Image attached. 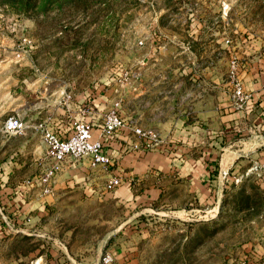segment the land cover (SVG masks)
Returning <instances> with one entry per match:
<instances>
[{
    "label": "rangeland",
    "instance_id": "obj_1",
    "mask_svg": "<svg viewBox=\"0 0 264 264\" xmlns=\"http://www.w3.org/2000/svg\"><path fill=\"white\" fill-rule=\"evenodd\" d=\"M195 34L200 37L196 42L179 43ZM225 38L230 39L226 46ZM140 39L147 44H139ZM208 41L216 48L210 58ZM188 45L193 53H184L182 64L187 69L194 66L199 77L207 76L209 66L217 69L218 113L244 121L254 103L239 105L233 98L229 62L236 60L235 77L243 88L264 99L260 89L264 72L257 71L256 89L244 84L252 67L264 65V0H0V153L12 138L35 132L9 134L2 129L4 121L19 115L29 124L36 122L25 118H35L39 104L47 107L54 90H64L62 97L66 92L87 94L104 108L101 113L104 105L121 97L124 121L139 125L137 118L144 112L133 108V87L136 82L144 86L145 79H125L124 72L151 68V61L159 62L154 58L160 56V46L178 51ZM152 52L157 56L145 61ZM176 60L174 64L179 63ZM186 74V83L192 82L190 73ZM62 97L58 105L63 108ZM244 124L231 127L232 154L242 155L228 164L225 173L209 172V179L215 180L213 193L201 203L194 201L187 186H172L176 169L136 177L131 183L133 194L127 196L117 195L126 181L123 176L112 190L105 189L106 183L102 187L74 182L67 188L53 186L52 194L38 191L40 195L34 196L50 195L40 209L41 218L28 221L19 232L17 221L8 215L11 206L0 203V264H106L107 253L112 257L107 264L260 262L264 256V168L259 167L261 156L253 157L252 151L264 140L251 137ZM120 132L133 138L128 128ZM164 141L158 135L144 155L166 152L167 157H175L176 149L166 148ZM60 174L56 177L60 182L68 178ZM147 185L163 187L164 195L155 201L140 196Z\"/></svg>",
    "mask_w": 264,
    "mask_h": 264
},
{
    "label": "crops",
    "instance_id": "obj_2",
    "mask_svg": "<svg viewBox=\"0 0 264 264\" xmlns=\"http://www.w3.org/2000/svg\"><path fill=\"white\" fill-rule=\"evenodd\" d=\"M195 39H200V37L195 34L188 40L179 41V43H194L197 41ZM140 40L143 41V45L147 44L146 40ZM152 40H155V38H152ZM210 42L208 41V50H206L209 58L213 57L216 51L215 44L211 46ZM227 44L224 40V45L226 46ZM162 47L160 46L158 49L160 56L152 52L144 57L145 61H147L149 58L157 56L154 61L156 59L159 62L151 61V68L143 67L140 68L139 72H135L137 74L135 78L139 79L141 77L139 81H142V78L145 79V85L142 86L141 83L138 84L137 82L134 84L132 101L135 111L140 108L144 112L141 118H137L139 125L142 128L151 127L150 129L155 130L162 137V140L166 138V141H164L166 142V148L171 146L176 149L175 157L171 155L168 158L166 152L164 153L165 155L158 152H146V155H144L142 149L132 148V138L129 137L128 133L120 132L104 143V150L111 157L113 164L110 163L106 169H102L100 166L96 168L89 167L87 159L82 163L67 164L61 171L62 173H60H64V176L68 175V178L62 182L56 178L53 184L54 187L67 188L72 186L74 182H79L86 186L91 183L102 184L101 186L103 187L112 176H123L126 181L118 189L117 195L127 196L133 194L134 189L131 183L136 177L148 174L151 176L150 171L155 170L168 174L176 169L175 176L177 179H174L176 184H172V186H187L188 191L192 192L194 201L201 203L213 193L212 186L215 185V180L209 179V172L215 169L218 176L221 173H225L229 166L228 164L242 155L233 156L232 154V125L234 123H245L244 125L252 133L251 137L264 140L263 98H259L256 96L257 94L252 97L250 103L253 101L254 105L248 104L251 107L247 110L249 113L244 121L242 118H232V115L219 114L217 69L213 66L206 68L207 76H203L207 79L205 80L195 74L194 66L187 69L182 64L185 61L184 53H193L189 45L180 46L181 49L178 51L173 50L169 46L167 48ZM155 49L156 47L152 50ZM175 59H177V63L179 62L178 64H174ZM260 66L264 69V65L259 63L257 66L252 67V70L248 71L244 77V84L247 89L253 90L258 87L257 71L260 74L264 72V70H259ZM255 69L256 71H254ZM186 72L190 73V78L192 79L190 83L185 81L184 74ZM252 73L253 75H251ZM174 74H177L176 78H173ZM138 76L140 77L137 78ZM63 91H52L53 100L49 99L46 104L47 107H45L44 103L39 104L35 112V118L25 119L40 121L46 119L45 117L47 116H51L56 130L64 133V131L66 132V126L72 119L71 117L79 114L78 107L84 101L87 100L86 102L94 103L95 107L100 111L104 109L98 107V103L89 100L90 98L87 94L83 93L74 96L70 109L64 106L62 108L58 105V102L62 97ZM116 101L122 109L124 106L122 104L123 98L118 97L109 101L107 106L104 103L105 110L109 109ZM93 121L95 123L94 134L97 135L100 131L102 119L93 118ZM261 122H263L262 127H260ZM19 137L12 138L6 147L2 148L0 153V157L3 159L0 163V179L2 181L0 203H7L11 206L8 208V215L17 221L19 226V229L16 230L17 232L24 231L28 221L34 223L41 218L40 209L50 196L45 197L43 195L44 197L39 198L38 189L35 188L32 193H29L31 188L28 189L24 186V181L27 178L41 174L49 163L44 158L45 142L33 131ZM262 145H264V142L253 146L256 149L252 151L253 157L261 156L259 158L261 170L264 168V162H262L264 148H261ZM126 148L133 151L129 153V151H125ZM217 154H220V156L217 157ZM176 159L178 160L177 164L173 161ZM172 165L176 167H172ZM262 171L264 172V170ZM163 186L168 189V184ZM163 190L164 188L159 185H147L141 191L140 196L150 201H155L164 195L162 193ZM35 193L38 195L34 196ZM2 229H6V227L2 225ZM2 231L0 230V232Z\"/></svg>",
    "mask_w": 264,
    "mask_h": 264
},
{
    "label": "built area",
    "instance_id": "obj_3",
    "mask_svg": "<svg viewBox=\"0 0 264 264\" xmlns=\"http://www.w3.org/2000/svg\"><path fill=\"white\" fill-rule=\"evenodd\" d=\"M229 42L230 39L226 38L225 43ZM139 44H143V41L139 40ZM237 66L236 60L232 58L229 62V73L233 83L232 96L241 105L242 103H248L253 95L247 92L243 88L241 81L235 77ZM134 74L125 71L124 78L130 79L131 76L136 77L137 74ZM260 89L264 93V78ZM73 98L74 96L71 92H66L60 103L70 109ZM86 101L79 105V114L71 117L72 119H70L64 133L56 130L51 116H47L45 117L46 119L31 124L19 115H11L4 121L2 125L3 131L9 134H24L28 129H34L46 144L44 158L49 163L41 174L27 178L24 181L25 188L36 187L41 194H52L53 184L57 175L67 164H75V162L80 160L87 159L91 168L99 166L107 167L111 163V160L109 154L104 150V143L110 140L119 130L129 129L133 137L131 143L133 149L145 150L157 141L158 133L155 130L142 128L135 123L126 124L117 101L103 113L98 108L91 106L90 102ZM100 113L102 114V123L99 133L95 135L93 118H98V114ZM120 184V176H112L106 182L105 189L112 190ZM111 260L112 257L109 253L103 257V262L106 264L111 262ZM256 264H264V256Z\"/></svg>",
    "mask_w": 264,
    "mask_h": 264
}]
</instances>
